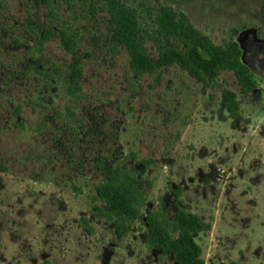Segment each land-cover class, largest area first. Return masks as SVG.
<instances>
[{
    "label": "rangeland",
    "instance_id": "obj_1",
    "mask_svg": "<svg viewBox=\"0 0 264 264\" xmlns=\"http://www.w3.org/2000/svg\"><path fill=\"white\" fill-rule=\"evenodd\" d=\"M143 1L184 11L218 44L235 36L257 81L255 103L233 72H222L206 94L178 67L137 78L126 50L108 38L105 13L79 19L76 53L56 36L40 47L46 10L1 0L0 264H179L147 246L141 222L118 237L94 213L95 185L115 163L143 174L144 213L162 207L173 216L177 204L189 205L211 223L196 235L205 264H264V178L254 177L264 150V0ZM59 13L73 22L67 5ZM73 62L84 66L79 99L65 87ZM227 85L245 117L236 128L221 99ZM232 158L245 184L226 183ZM83 216L94 234L80 224Z\"/></svg>",
    "mask_w": 264,
    "mask_h": 264
},
{
    "label": "trees",
    "instance_id": "obj_2",
    "mask_svg": "<svg viewBox=\"0 0 264 264\" xmlns=\"http://www.w3.org/2000/svg\"><path fill=\"white\" fill-rule=\"evenodd\" d=\"M29 13L32 8L42 6L46 10L48 25L38 39L43 47L51 37H58L61 44L71 53H76L79 19H89L98 13H105L108 24V38L123 47L128 55L130 70L137 78L153 74L163 67H178L195 77L203 93H208L220 80L222 72H233L240 92L245 94L257 88L254 73L243 60V49L235 36L216 43L206 32L192 22L184 11L169 4L148 6L143 0H27ZM61 4L72 12L73 22L64 21L59 13ZM0 5L3 3L0 0ZM34 18L29 16L27 23L36 31ZM76 24V27L73 26ZM148 44L158 52L153 57ZM83 63H71L65 87L68 93L79 99L83 96L79 84L83 73ZM221 99L232 119L231 127L243 119L237 93L228 85L223 89ZM152 160L140 159L138 164L148 166ZM7 166L0 161V172ZM143 174L135 166L113 164L103 180L95 185L93 200L94 213L106 218L118 237H126L137 222L146 226V244L150 249L161 253H171L179 264H205L203 248L196 235L211 228V223L191 211L190 206L177 204L173 216L162 207L148 213L144 209L149 194L143 188L140 177ZM150 185L149 181H146ZM80 224L89 233L95 228L88 216L80 219ZM229 264H239L232 260Z\"/></svg>",
    "mask_w": 264,
    "mask_h": 264
},
{
    "label": "crops",
    "instance_id": "obj_3",
    "mask_svg": "<svg viewBox=\"0 0 264 264\" xmlns=\"http://www.w3.org/2000/svg\"><path fill=\"white\" fill-rule=\"evenodd\" d=\"M253 92V91H252ZM252 92H248V93H245V94H243L246 98H248L249 99V102H251V103H255L254 101L256 100L255 98L256 97H254L253 95H251V93ZM254 92H257L256 90H254ZM240 105H241V103H240ZM254 105V104H253ZM257 107V106H256ZM241 113H242V115H243V111H242V107H241ZM245 118V117H244ZM243 118V119H244ZM232 123V122H231ZM237 125H238V122H237ZM239 152V150L238 149H236L235 151H234V153L236 154V153H238ZM259 154H261V161L259 162V165L256 167V169H255V175H254V177L255 176H257L258 177V182H259V180H262V178H264V150L261 152V153H259ZM233 157V156H232ZM234 158H232V164L234 165H231L230 166V168H231V172H230V175L227 177V182L226 183H230L232 186H238V184L239 183H241V184H245L246 183V181H245V177L243 176V173H242V171H239L238 169H237V164H236V162H235V160H233ZM230 162V161H229ZM244 174H245V172H244ZM238 179V180H237ZM255 180L253 181V184H254V186H255ZM229 184V185H230ZM230 185V186H231ZM231 186V187H232Z\"/></svg>",
    "mask_w": 264,
    "mask_h": 264
}]
</instances>
